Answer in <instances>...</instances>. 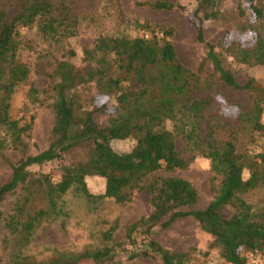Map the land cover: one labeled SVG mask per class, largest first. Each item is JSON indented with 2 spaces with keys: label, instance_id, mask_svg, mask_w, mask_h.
I'll use <instances>...</instances> for the list:
<instances>
[{
  "label": "trees",
  "instance_id": "trees-1",
  "mask_svg": "<svg viewBox=\"0 0 264 264\" xmlns=\"http://www.w3.org/2000/svg\"><path fill=\"white\" fill-rule=\"evenodd\" d=\"M222 2L198 0L191 14L197 41L205 48L197 70L181 62L171 40L173 29L150 23L141 25L142 36L99 34L82 51L86 64L78 66L68 59L77 56V51L66 46L81 28V16L72 13L74 0H19V9L11 18L0 6V124L4 129L0 161L5 160L8 148H28L35 110L48 99L31 81L33 70L23 60V52L33 49L38 58L55 61L49 95L55 113L50 143L14 162L10 180L0 188V222L5 219V229L18 238L19 246L31 242L43 221L64 213L59 202L71 189L90 202L113 198L118 203L131 200L135 190H144L152 210L127 229L130 259L154 256L160 264H199L192 262L189 251L167 249L151 238L155 226L168 227L187 216L213 236L226 264H247V251L264 254V204L256 208L245 197L264 189V142L258 143L264 140V84L254 77L241 83L225 62V56H231L239 63L264 66V0H241V20L228 24L221 43H214L207 38L205 22L229 21ZM142 4L164 11L178 7L169 0ZM23 28L35 29L42 37L40 43L35 46ZM237 32L243 33L240 38L234 35ZM89 83L94 84L97 97L107 100L93 109L84 107L78 94L79 87ZM27 85L24 113L15 117L11 114L13 95ZM223 89L249 93V105L234 115L223 112L219 101ZM110 100L117 103L116 113L101 125L95 113L107 108ZM178 137L191 158L196 154L208 158L214 178L220 179L205 208H194L199 193L193 184L172 175L191 160L178 149ZM128 138L135 140L130 151L114 149L115 140ZM69 155L74 159L62 164L57 177L33 172L34 166L64 161ZM94 175L106 179L102 194L92 193L87 186L86 177ZM12 194L18 198L4 217V202ZM228 206L234 211L226 217L222 211ZM112 230L105 233L107 240ZM139 236L148 239L147 245L139 243ZM117 252L114 246L105 245L57 251L38 261L20 250L4 263L0 252V264H122L116 259Z\"/></svg>",
  "mask_w": 264,
  "mask_h": 264
},
{
  "label": "rangeland",
  "instance_id": "rangeland-1",
  "mask_svg": "<svg viewBox=\"0 0 264 264\" xmlns=\"http://www.w3.org/2000/svg\"><path fill=\"white\" fill-rule=\"evenodd\" d=\"M58 3L61 0H53ZM73 14L81 16V28L77 36L69 38L66 46L77 51V56L68 59L78 66H84L82 51L85 47H90L99 34L127 33L132 37L142 36L144 31L141 25L150 23L172 28L174 34L171 40L175 44L177 54L181 62L197 70L205 53L203 44L197 41V31L191 18L198 0H169L178 4L173 10H157L143 2L153 0H74ZM241 0H223L221 9L229 21L205 22L207 38L214 43H221L222 37L229 25H234L241 20L239 16V4ZM0 6L7 10L8 17H13L19 9V0H0ZM140 25V26H138ZM34 45L40 43L42 37L35 29H22ZM241 32L234 33L240 38ZM246 35H244L245 37ZM38 52L28 49L23 52V60L30 64L33 72L31 81L48 96L46 103L39 106L36 112V122L33 130L27 137L28 148L23 151L18 148H8L5 151V160L0 161V188L8 182L12 175V164L26 154H35L48 147L51 140V129L55 120V113L52 107L53 99L49 97L51 86L55 77L52 76L55 68V61L38 58ZM61 56L60 52L56 53ZM226 64L235 72L238 80L244 83L248 78L254 77L264 84V66H250L239 63L231 56H225ZM27 86H21L16 90L12 98L11 114L15 117L23 115V104L26 98ZM79 96L84 107L93 109L102 105L107 100L98 96L94 84H86L79 87ZM219 101L223 112L234 115L239 109L249 105L251 97L249 93L223 89ZM94 101V103H93ZM117 110V103L110 100L107 108L97 111L95 118L98 123L105 125L110 117L114 116ZM264 122V115L262 118ZM173 129L171 123L168 124ZM230 127H226L229 132ZM0 132L4 134L3 126L0 124ZM223 135V133H221ZM225 134V132H224ZM260 139L258 143L263 144ZM114 149L120 152L130 151L135 140L128 138L115 140ZM177 147L182 154L191 158L192 154L186 147L184 140L177 139ZM256 149L259 146H255ZM74 155L66 156L64 161H54L42 166H34L33 172L52 173L57 177L62 164H70ZM172 175L180 176L190 181L199 193V203L194 208H205L214 198L220 179L214 178L211 171V161L201 154H196L191 158L186 168L178 169ZM248 176V172L245 173ZM86 183L89 190L94 194H102L106 189V179L94 175L87 176ZM256 208L263 207L264 189L251 192L245 196ZM17 194L7 197L4 202L6 217L12 210ZM59 204L63 207L64 213L52 221H43L34 235L31 242L23 247L18 245V238L9 234L5 229V219L0 222V252L2 261L7 262L12 259L15 252L35 257L42 261L50 258L59 251H83L85 249L101 248L105 245L114 246L117 249L116 259L122 264H160L154 256H142L135 259L129 258L127 252L132 248L127 239L128 227L140 218L150 214V196L144 190H135L131 200L126 203H118L113 198H105L100 202H90L85 197L78 195L74 190H69L63 195ZM234 210L231 206L226 207L222 214L230 216ZM113 229V230H112ZM112 230L111 239L105 238V233ZM151 238L167 249L177 251H189L193 257L192 262L199 264H226L221 255L220 248L213 244L214 238L211 234L201 228L199 223L190 216L176 219L170 226L157 225L153 228ZM139 243H148V239L139 236ZM147 245V244H146ZM23 247V248H21ZM247 264L254 263L248 259Z\"/></svg>",
  "mask_w": 264,
  "mask_h": 264
},
{
  "label": "built area",
  "instance_id": "built-area-1",
  "mask_svg": "<svg viewBox=\"0 0 264 264\" xmlns=\"http://www.w3.org/2000/svg\"><path fill=\"white\" fill-rule=\"evenodd\" d=\"M245 256L253 261L254 263H260L264 264V254H262L260 251L255 250V251H247L245 253Z\"/></svg>",
  "mask_w": 264,
  "mask_h": 264
}]
</instances>
